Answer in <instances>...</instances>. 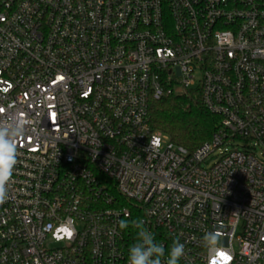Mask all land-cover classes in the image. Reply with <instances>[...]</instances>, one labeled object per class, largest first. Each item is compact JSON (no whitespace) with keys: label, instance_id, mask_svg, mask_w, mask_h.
<instances>
[{"label":"built area","instance_id":"built-area-1","mask_svg":"<svg viewBox=\"0 0 264 264\" xmlns=\"http://www.w3.org/2000/svg\"><path fill=\"white\" fill-rule=\"evenodd\" d=\"M190 89L220 117L193 150L150 115ZM16 122L0 264H129L137 219L179 264H264V0H0Z\"/></svg>","mask_w":264,"mask_h":264},{"label":"trees","instance_id":"trees-1","mask_svg":"<svg viewBox=\"0 0 264 264\" xmlns=\"http://www.w3.org/2000/svg\"><path fill=\"white\" fill-rule=\"evenodd\" d=\"M152 126L189 150L209 140L220 124V117L204 105L198 89L173 92L153 101Z\"/></svg>","mask_w":264,"mask_h":264},{"label":"clouds","instance_id":"clouds-1","mask_svg":"<svg viewBox=\"0 0 264 264\" xmlns=\"http://www.w3.org/2000/svg\"><path fill=\"white\" fill-rule=\"evenodd\" d=\"M24 128L19 122L15 124L0 125V150L8 149L9 175L16 160V147L13 141L21 136ZM7 181L0 176V202L7 195ZM121 228L132 227L135 229V242L131 244L128 250L129 264H179L181 258L185 256V245L178 240L173 241L170 248H165L163 243H158L155 234L145 227L144 221L134 220L121 221ZM218 237L214 232H206L201 240V244L208 249L210 253L216 250Z\"/></svg>","mask_w":264,"mask_h":264},{"label":"rangeland","instance_id":"rangeland-1","mask_svg":"<svg viewBox=\"0 0 264 264\" xmlns=\"http://www.w3.org/2000/svg\"><path fill=\"white\" fill-rule=\"evenodd\" d=\"M196 78L198 79L201 76V72L199 70H196L195 74ZM198 84V83H197Z\"/></svg>","mask_w":264,"mask_h":264}]
</instances>
